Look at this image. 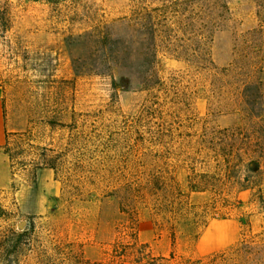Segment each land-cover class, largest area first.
<instances>
[{
	"label": "rangeland",
	"instance_id": "374dc122",
	"mask_svg": "<svg viewBox=\"0 0 264 264\" xmlns=\"http://www.w3.org/2000/svg\"><path fill=\"white\" fill-rule=\"evenodd\" d=\"M8 1L0 264H264V0Z\"/></svg>",
	"mask_w": 264,
	"mask_h": 264
},
{
	"label": "trees",
	"instance_id": "16d2710c",
	"mask_svg": "<svg viewBox=\"0 0 264 264\" xmlns=\"http://www.w3.org/2000/svg\"><path fill=\"white\" fill-rule=\"evenodd\" d=\"M34 2L44 1L48 4L58 5L67 0H31ZM123 24L127 26L129 29H133L139 32H143L146 28L149 27V23L146 21V17L141 13H136L130 17H125L120 20ZM13 27V15L10 8V2L8 0H0V33H6L10 31ZM112 25H105L104 29L98 30L99 42L104 50V52H111L112 55H116L113 51V39H112ZM155 35V34H154ZM155 38V36H154ZM206 37L204 35L199 34L198 36V47L201 50H204V45ZM107 55V54H106ZM154 56H157V44H155L154 48ZM7 142V140H6ZM22 239L24 237L25 232H21L18 234ZM23 245L26 242H21ZM116 253L119 257L125 256L127 253L133 256V264H169V258L164 256H152V254L147 251L146 244H139L137 240L131 242L130 244H122L119 249H116ZM171 258H174V255L171 254ZM78 264H92L88 260H84V258L77 256Z\"/></svg>",
	"mask_w": 264,
	"mask_h": 264
},
{
	"label": "crops",
	"instance_id": "0c3cea01",
	"mask_svg": "<svg viewBox=\"0 0 264 264\" xmlns=\"http://www.w3.org/2000/svg\"><path fill=\"white\" fill-rule=\"evenodd\" d=\"M9 131L10 130L8 129L5 119H4L2 100L0 96V146L6 143L7 135Z\"/></svg>",
	"mask_w": 264,
	"mask_h": 264
}]
</instances>
